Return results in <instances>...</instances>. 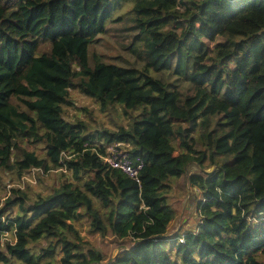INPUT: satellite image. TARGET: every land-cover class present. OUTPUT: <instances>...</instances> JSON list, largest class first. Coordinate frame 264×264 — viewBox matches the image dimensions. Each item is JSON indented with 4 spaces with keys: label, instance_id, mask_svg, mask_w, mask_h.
Masks as SVG:
<instances>
[{
    "label": "trees",
    "instance_id": "obj_1",
    "mask_svg": "<svg viewBox=\"0 0 264 264\" xmlns=\"http://www.w3.org/2000/svg\"><path fill=\"white\" fill-rule=\"evenodd\" d=\"M70 89L112 126L69 119ZM180 178L196 218L169 233ZM0 264H264V0H0Z\"/></svg>",
    "mask_w": 264,
    "mask_h": 264
},
{
    "label": "rangeland",
    "instance_id": "obj_2",
    "mask_svg": "<svg viewBox=\"0 0 264 264\" xmlns=\"http://www.w3.org/2000/svg\"><path fill=\"white\" fill-rule=\"evenodd\" d=\"M120 35V34H118ZM117 35V37H118ZM106 36V35H105ZM108 36V35H107ZM105 38V37H104ZM112 39V38H111ZM105 47L103 48V52L105 53V57L109 60L120 62L118 58L119 55H125L128 58H130L126 53L125 50L119 48L115 42L113 44H109L105 41ZM108 45V46H107ZM70 96L73 101L72 104L67 105V116L69 119H73L74 117H79L85 120H89L93 126L90 128L94 129L95 127H101L110 125L112 126V123L109 120L108 114L105 112H102L98 108V104L88 95L82 93L78 89H70ZM82 105L87 106L89 109H91V115L90 117L87 112H83L80 107ZM218 114H216L213 118L214 120L217 118ZM95 124H98V126H94ZM124 145V144H123ZM127 146V145H125ZM46 174V173H45ZM56 175L55 171L49 172L47 175H45L44 182H38L36 176L34 175V171H32V174L30 176L24 175L22 178L27 179V182L29 183L30 187H33L34 190H42L46 183L52 182V178ZM6 181V195L10 193V188L12 186V182L10 180L9 175L5 176ZM23 185V183H21ZM171 189H169V199L171 203L175 206L177 212L175 217L168 223L167 225V232L171 233L174 231L177 227V221L181 222L183 219L190 217L191 219H188V223H185L186 226H192L194 222V218H196V200L200 197V192L197 188L192 187L191 185L187 184L184 178H180L177 183H172ZM15 193V191H12L11 194ZM53 218L52 213L43 215L31 228L30 231H27V233L23 234L24 236L29 238V243L35 246H39L40 244L45 243V239L42 236V229H44L48 222L51 221ZM86 222H84V230L86 229ZM20 237H18V240ZM102 238L99 235H96L93 240L96 242V244H100L99 241ZM104 248L111 254H116L119 249L117 246H115L109 236L103 238Z\"/></svg>",
    "mask_w": 264,
    "mask_h": 264
},
{
    "label": "built area",
    "instance_id": "obj_3",
    "mask_svg": "<svg viewBox=\"0 0 264 264\" xmlns=\"http://www.w3.org/2000/svg\"><path fill=\"white\" fill-rule=\"evenodd\" d=\"M107 163L120 169L128 175L138 179V170L142 166V158H130L129 155L117 146V143L108 146V152L104 156ZM182 240V237H179Z\"/></svg>",
    "mask_w": 264,
    "mask_h": 264
}]
</instances>
